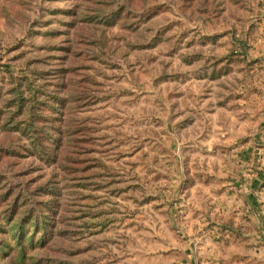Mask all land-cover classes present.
Instances as JSON below:
<instances>
[{"label":"rangeland","instance_id":"374dc122","mask_svg":"<svg viewBox=\"0 0 264 264\" xmlns=\"http://www.w3.org/2000/svg\"><path fill=\"white\" fill-rule=\"evenodd\" d=\"M0 264H264V0H0Z\"/></svg>","mask_w":264,"mask_h":264}]
</instances>
